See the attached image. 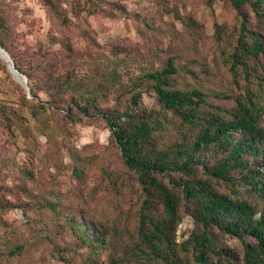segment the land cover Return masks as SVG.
Listing matches in <instances>:
<instances>
[{
    "label": "trees",
    "instance_id": "16d2710c",
    "mask_svg": "<svg viewBox=\"0 0 264 264\" xmlns=\"http://www.w3.org/2000/svg\"><path fill=\"white\" fill-rule=\"evenodd\" d=\"M40 1L69 23L61 0ZM93 1L70 4L78 5L79 16V4ZM223 1L236 11L239 25H217L215 41L238 94L179 88L180 68L173 59L124 82L119 66L111 71L103 55L78 52L71 44L62 57L50 49L18 50L0 0V46L27 77L33 97L20 89L24 105L35 117H59L72 125L105 122L121 163L120 172L102 171V190L121 202L113 221L96 218L86 199L73 206L59 195L35 194L27 185L16 190L8 184V171L18 162L7 149L16 145L22 117L0 104L5 139L0 143V233L12 234L14 225L5 215L20 211L35 238L32 244L7 245L0 264L44 242L64 264H100L103 253L109 264H264V0ZM0 69L11 76L3 60ZM185 73L195 74L189 67ZM148 94L153 105L144 102ZM22 172L23 181L35 180L31 171ZM75 173L84 179L82 163ZM188 217L193 227L179 235ZM63 234L74 245L58 244L54 236ZM75 247L85 250L80 258L72 254Z\"/></svg>",
    "mask_w": 264,
    "mask_h": 264
},
{
    "label": "rangeland",
    "instance_id": "374dc122",
    "mask_svg": "<svg viewBox=\"0 0 264 264\" xmlns=\"http://www.w3.org/2000/svg\"><path fill=\"white\" fill-rule=\"evenodd\" d=\"M70 1L59 3L69 22L65 25L40 0H1L17 49H50L61 57L67 44L78 52L94 51L103 55L101 59L107 67L112 62L109 70L119 66L124 82L136 80L173 59L180 68L179 88L240 93L231 84L228 65L215 41L217 25H239L236 11L223 0H94L91 4H79V16L75 14L78 5L74 7ZM113 45L128 49L129 54L117 51ZM0 56L3 61L8 58L3 53ZM188 67L194 75L185 73ZM18 80L0 69V104L13 107L22 117L16 145L7 149V155L15 156L18 162L8 171L9 186L17 190L18 186L27 185L35 194H44L48 199L59 195L65 204L73 206L86 199L96 218L113 221L121 202L116 195L102 190V171L108 168L120 172L121 163L111 146L105 122L85 120L72 125L59 117H35L24 105L20 89L25 90L29 100L33 97ZM42 98L48 99L44 95ZM144 102L153 105L152 94L145 95ZM0 143L5 145L1 134ZM80 163L84 166V179L75 173ZM25 169L35 175L34 181H23ZM5 219L14 225V231L5 237L0 233V255L6 254L7 245L34 242L31 225L26 224L20 211L5 215ZM192 227L191 219L186 218L179 235ZM55 236L62 246L74 245L73 238L66 234ZM53 247L45 242L28 246L25 254L1 264H64L53 258ZM74 249L77 252L72 254H77V258L85 253L81 247ZM109 261L103 253L99 263Z\"/></svg>",
    "mask_w": 264,
    "mask_h": 264
},
{
    "label": "water",
    "instance_id": "95a60500",
    "mask_svg": "<svg viewBox=\"0 0 264 264\" xmlns=\"http://www.w3.org/2000/svg\"><path fill=\"white\" fill-rule=\"evenodd\" d=\"M0 51L3 52L8 58L5 57V62L7 63L8 65V69L9 71L11 72V74L15 77L16 80H18L16 78V75H19V77L21 78V80H18L20 81V83L23 85V87L26 89V91L28 92V95L29 97H31V93H30V88H29V85H28V79L26 76L22 75L17 69H16V66H15V63L14 61L12 60L10 54L5 50L3 49L1 46H0ZM1 57V56H0ZM2 59V58H1Z\"/></svg>",
    "mask_w": 264,
    "mask_h": 264
},
{
    "label": "bare ground",
    "instance_id": "6f19581e",
    "mask_svg": "<svg viewBox=\"0 0 264 264\" xmlns=\"http://www.w3.org/2000/svg\"><path fill=\"white\" fill-rule=\"evenodd\" d=\"M0 53H3V52L0 51ZM3 54H4V53H3ZM4 55H5V54H4ZM0 58H1V57H0ZM18 76H19V75H16V78H17V79H18ZM20 80H21V79H20Z\"/></svg>",
    "mask_w": 264,
    "mask_h": 264
}]
</instances>
